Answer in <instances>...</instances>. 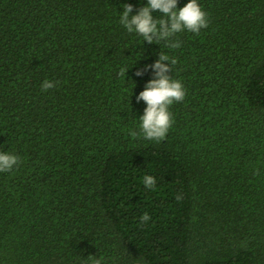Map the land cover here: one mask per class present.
I'll use <instances>...</instances> for the list:
<instances>
[{
	"label": "trees",
	"instance_id": "1",
	"mask_svg": "<svg viewBox=\"0 0 264 264\" xmlns=\"http://www.w3.org/2000/svg\"><path fill=\"white\" fill-rule=\"evenodd\" d=\"M146 3L0 0V264H264V0L151 44L119 22ZM161 53L186 96L134 138Z\"/></svg>",
	"mask_w": 264,
	"mask_h": 264
},
{
	"label": "clouds",
	"instance_id": "2",
	"mask_svg": "<svg viewBox=\"0 0 264 264\" xmlns=\"http://www.w3.org/2000/svg\"><path fill=\"white\" fill-rule=\"evenodd\" d=\"M132 4H124L120 15V24L124 26L128 33H135L143 40L151 43H160L162 39L175 37L176 34L185 30L199 34L202 28H207L209 24L208 14L202 9L198 0H189L183 7L178 8V0H147L145 6L140 7L135 15ZM153 12L162 15L154 17ZM171 49L180 47V42L172 43ZM170 60L172 65L177 63L176 59L161 53L159 60L151 67L155 68L158 79L148 82L137 100L142 99L146 102L147 108L144 115L140 118V133L133 131L132 137L142 135L144 139L155 140L157 142L165 139L170 127L173 124L172 113L169 108L174 103L183 102L186 90L179 80L170 79L166 72L169 71L163 61ZM128 69L122 68L120 74L125 76ZM142 73L137 71L135 75ZM55 87L52 81L45 80L42 88L47 91ZM20 160L16 155L0 152V172H10L18 166ZM143 183L149 188L154 189L155 178L145 176ZM182 199L180 195L177 200ZM151 217L145 213L141 220L147 223ZM101 259L92 258V264H101Z\"/></svg>",
	"mask_w": 264,
	"mask_h": 264
}]
</instances>
